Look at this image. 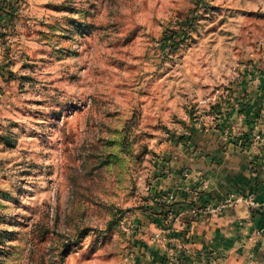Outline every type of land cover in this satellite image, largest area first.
I'll use <instances>...</instances> for the list:
<instances>
[{
  "label": "rangeland",
  "instance_id": "rangeland-1",
  "mask_svg": "<svg viewBox=\"0 0 264 264\" xmlns=\"http://www.w3.org/2000/svg\"><path fill=\"white\" fill-rule=\"evenodd\" d=\"M263 74L264 0H0V264H189L179 151Z\"/></svg>",
  "mask_w": 264,
  "mask_h": 264
},
{
  "label": "crops",
  "instance_id": "crops-1",
  "mask_svg": "<svg viewBox=\"0 0 264 264\" xmlns=\"http://www.w3.org/2000/svg\"><path fill=\"white\" fill-rule=\"evenodd\" d=\"M240 89L234 102L241 107L227 104L228 110L219 117V141L212 131L204 136L197 130L199 143L179 151V167L189 165L192 172L186 181L176 178L170 185L178 189L176 202L187 190L190 198L193 192L200 193L198 204L205 207L232 195L252 198L256 206L242 202L214 219L202 215L191 224L194 241L186 247L189 264H264V74ZM256 134L263 141H255ZM206 136L210 137L205 140ZM196 151L207 154L206 158H196Z\"/></svg>",
  "mask_w": 264,
  "mask_h": 264
},
{
  "label": "built area",
  "instance_id": "built-area-1",
  "mask_svg": "<svg viewBox=\"0 0 264 264\" xmlns=\"http://www.w3.org/2000/svg\"><path fill=\"white\" fill-rule=\"evenodd\" d=\"M246 140L248 141L247 143L250 142V139H246ZM254 140L255 141H263L262 136L260 134H256L254 136ZM242 202H247L252 207L256 206V203H255L254 199H252V198L245 199V198L240 197V196L232 195L230 198L226 199L225 201H223L222 203H220L216 206L207 207L206 211H207V214L218 215V214H222L225 211V209L235 207ZM195 213H196V211H195Z\"/></svg>",
  "mask_w": 264,
  "mask_h": 264
}]
</instances>
